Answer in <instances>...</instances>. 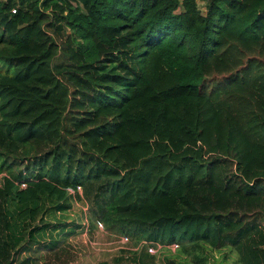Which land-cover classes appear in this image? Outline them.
Here are the masks:
<instances>
[{"label": "trees", "instance_id": "1", "mask_svg": "<svg viewBox=\"0 0 264 264\" xmlns=\"http://www.w3.org/2000/svg\"><path fill=\"white\" fill-rule=\"evenodd\" d=\"M0 172V264L72 196L114 264H264V0H0Z\"/></svg>", "mask_w": 264, "mask_h": 264}, {"label": "rangeland", "instance_id": "2", "mask_svg": "<svg viewBox=\"0 0 264 264\" xmlns=\"http://www.w3.org/2000/svg\"><path fill=\"white\" fill-rule=\"evenodd\" d=\"M199 6L202 8L203 3L199 2ZM3 175L4 172H0V180ZM78 191L80 193L81 189ZM68 203L66 208L55 212L40 209L37 217L29 221L26 233L22 221L17 218L18 209L9 207L19 258L29 256L34 264H114L120 256H127L126 251L133 248L127 235L97 222L90 226L91 203L83 196L79 199L72 196ZM33 228L36 230L30 236L28 231ZM151 248L155 264H163L164 257L177 252L175 245ZM209 253L206 264H237L236 254L232 251L210 250ZM183 258L177 263L189 264ZM121 263L128 264L126 259Z\"/></svg>", "mask_w": 264, "mask_h": 264}, {"label": "built area", "instance_id": "3", "mask_svg": "<svg viewBox=\"0 0 264 264\" xmlns=\"http://www.w3.org/2000/svg\"><path fill=\"white\" fill-rule=\"evenodd\" d=\"M12 12L14 13L15 12V8L14 9H12ZM21 186L22 187H24L25 186V184L24 183H22L21 184ZM77 190H80V187H78V189ZM69 191L72 193L73 192V190L72 189H69ZM176 246V245H175Z\"/></svg>", "mask_w": 264, "mask_h": 264}]
</instances>
